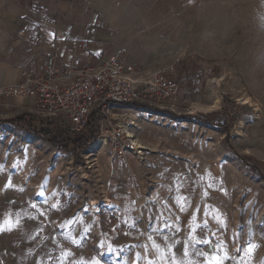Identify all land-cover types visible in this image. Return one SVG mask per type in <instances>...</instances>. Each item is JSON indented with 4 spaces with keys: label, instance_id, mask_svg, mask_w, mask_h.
I'll use <instances>...</instances> for the list:
<instances>
[{
    "label": "rangeland",
    "instance_id": "1",
    "mask_svg": "<svg viewBox=\"0 0 264 264\" xmlns=\"http://www.w3.org/2000/svg\"><path fill=\"white\" fill-rule=\"evenodd\" d=\"M124 1L95 25L173 67L174 109L120 111L145 149L117 159L33 136L0 97V121L30 120L0 123V264H264V0Z\"/></svg>",
    "mask_w": 264,
    "mask_h": 264
},
{
    "label": "built area",
    "instance_id": "2",
    "mask_svg": "<svg viewBox=\"0 0 264 264\" xmlns=\"http://www.w3.org/2000/svg\"><path fill=\"white\" fill-rule=\"evenodd\" d=\"M22 33V29L17 31L18 36ZM123 53L120 49L115 55H102L97 60L75 58L59 70L50 67L29 72L18 84L1 87L0 97H32V109L23 110L72 135L85 134L92 120L98 133L92 145L108 140L112 156L117 159L142 156L144 149L134 132L136 120L131 117L125 123L119 120V112L135 106L173 111L180 83L172 75L173 67L145 71L121 58ZM219 82L212 80L215 90Z\"/></svg>",
    "mask_w": 264,
    "mask_h": 264
},
{
    "label": "crops",
    "instance_id": "3",
    "mask_svg": "<svg viewBox=\"0 0 264 264\" xmlns=\"http://www.w3.org/2000/svg\"><path fill=\"white\" fill-rule=\"evenodd\" d=\"M116 2L125 4L124 0H0V88L18 84L29 72L59 70L75 58L97 60L122 49L119 56L126 60L125 48L114 49L120 36L95 25L94 11L106 22L116 20L119 12L110 10ZM33 101L10 98L2 107L29 114L22 108L32 109Z\"/></svg>",
    "mask_w": 264,
    "mask_h": 264
},
{
    "label": "trees",
    "instance_id": "4",
    "mask_svg": "<svg viewBox=\"0 0 264 264\" xmlns=\"http://www.w3.org/2000/svg\"><path fill=\"white\" fill-rule=\"evenodd\" d=\"M229 120L230 119H228L227 117L223 121V123L222 122L219 123V122H213L211 120V117H207L206 119H196V121L199 123L221 127L225 131L227 130L229 131V129L231 128V124ZM0 123L10 124V125H19V124L30 125V120L27 118V116H20L18 118H11L9 120L0 121ZM30 129L33 136L40 137L55 147L63 148L67 151H72L76 153L88 149L95 142L98 135L92 120L89 122L87 132L83 135H72L68 132L57 130L54 124L47 123L46 125H44L43 122L39 123L38 129H34V128H30ZM256 173L259 174L258 172Z\"/></svg>",
    "mask_w": 264,
    "mask_h": 264
},
{
    "label": "bare ground",
    "instance_id": "5",
    "mask_svg": "<svg viewBox=\"0 0 264 264\" xmlns=\"http://www.w3.org/2000/svg\"><path fill=\"white\" fill-rule=\"evenodd\" d=\"M215 104H216V103H215ZM217 104H218V103H217ZM217 104H216V105H217ZM214 108H215V107H214ZM131 117H133V118H137L136 115H134V114H132V113H131ZM102 140H103V139H102ZM101 143H102V142L100 141L99 143H97V145H98V144H101ZM103 145H105V144H103ZM141 147H142V146H141ZM142 148L145 149L144 147H142Z\"/></svg>",
    "mask_w": 264,
    "mask_h": 264
},
{
    "label": "snow or ice",
    "instance_id": "6",
    "mask_svg": "<svg viewBox=\"0 0 264 264\" xmlns=\"http://www.w3.org/2000/svg\"><path fill=\"white\" fill-rule=\"evenodd\" d=\"M40 195H43V193H41Z\"/></svg>",
    "mask_w": 264,
    "mask_h": 264
}]
</instances>
